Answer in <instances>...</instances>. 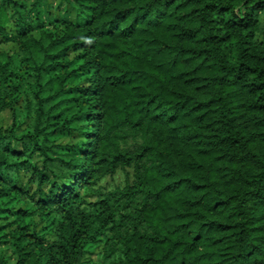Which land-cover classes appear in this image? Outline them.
I'll list each match as a JSON object with an SVG mask.
<instances>
[{
  "label": "trees",
  "instance_id": "obj_1",
  "mask_svg": "<svg viewBox=\"0 0 264 264\" xmlns=\"http://www.w3.org/2000/svg\"><path fill=\"white\" fill-rule=\"evenodd\" d=\"M0 44V213L30 172L54 236L0 230V264H264V0H0Z\"/></svg>",
  "mask_w": 264,
  "mask_h": 264
},
{
  "label": "rangeland",
  "instance_id": "obj_2",
  "mask_svg": "<svg viewBox=\"0 0 264 264\" xmlns=\"http://www.w3.org/2000/svg\"><path fill=\"white\" fill-rule=\"evenodd\" d=\"M52 17L53 19L58 18L59 19L61 17L64 16V14H55V12L51 15H46V17L44 18L45 21L49 20V17ZM64 18V17H63ZM57 27V33L59 35L62 34V27L61 25H54L52 28ZM5 46L3 44H0V60L4 59L3 56V52H5ZM82 51H71L68 54V58L69 59H74L76 58ZM13 66H15V64H13ZM89 75L90 73H84L83 75H80L79 77L71 80L68 83V87H73V86H87L89 84ZM24 120V117L22 116V114L20 113L18 115V121H16L15 125H14V133L15 135H21L26 133L29 128L27 127V125H25V122H22ZM13 120L10 121V117L8 116V112L2 113L0 115V127H3L4 129H9L10 125L12 127V122ZM12 129V128H11ZM49 138L51 139L52 143L54 145H60L61 147H65V146H71L74 145L75 143H77L80 140H84L87 139L85 137V135H83L82 133L73 131V130H69L66 132H56L53 133L49 136ZM11 146L13 148V150L17 153L20 154L19 156V160L25 159L28 162H30L32 165H36L37 167H41L42 166V159L40 158V156L36 153V152H29L26 151L24 148V144L22 141L18 140L16 141L14 138L11 139ZM30 177V172H27L25 170H20L19 171V175L16 181V185L25 192V195L23 196V199L25 198V201H20L17 202L16 204L13 203L11 205V207L9 208V210H5L3 212L0 213V230L2 232H8L11 230H15L19 225H23V224H27L28 228L31 231H35L38 233H42L41 235L44 237V239L51 241L54 240V236L53 234L49 233V227L48 224L50 223V219L52 214H46L44 216L40 215V212H38L36 210V208H34L33 206H28L26 199L28 197H32V201L36 202L40 199L41 195L39 194V192L36 189V184L33 182H28V179ZM112 180V179H111ZM73 180L70 179L69 177H65L64 179L61 180V185L64 184H71ZM108 181H110V178L105 182L108 184V186L112 185L111 183H108ZM50 185H44L43 189L48 191L49 190ZM86 189H81V193L85 194ZM89 196L87 197V199H94V197L91 194H88ZM26 202V203H25ZM29 207V211H32V214H30L27 217L22 216L21 214L18 213V210L21 208H26ZM35 211V212H33ZM5 246L0 244V249H4ZM11 248H9L8 252H10ZM102 251V245H91L88 246L86 248V251L84 252V254L81 256V258L79 259L78 263H82V262H87V261H96L98 260L99 253ZM8 255V254H7ZM8 257V256H6ZM7 261H11V259L9 258Z\"/></svg>",
  "mask_w": 264,
  "mask_h": 264
}]
</instances>
